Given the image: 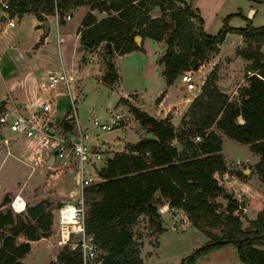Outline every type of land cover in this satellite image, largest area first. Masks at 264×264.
Here are the masks:
<instances>
[{
	"label": "trees",
	"instance_id": "16d2710c",
	"mask_svg": "<svg viewBox=\"0 0 264 264\" xmlns=\"http://www.w3.org/2000/svg\"><path fill=\"white\" fill-rule=\"evenodd\" d=\"M80 6L88 7L78 28L81 50L91 52L99 44L109 43L113 52L123 55L142 50L135 44V36L163 41L165 50L159 63L167 85L180 73L197 69L191 67L193 58L198 65L207 61V52H216L226 33L246 40L247 45L236 54L251 60L254 73L246 77L247 86L238 92V102L216 88L215 69L207 75L181 118L180 151L171 142L177 136L168 120L155 119L127 103L130 113L152 137L114 153L98 172L99 181L84 190V231L101 250V264H142L132 226L141 214L158 218L155 199L182 210L207 238L180 264H192L197 256L228 243L236 246L242 263L264 264V251L256 247L264 245V201L255 219L242 228L234 214L239 204L214 178L225 166L221 139L210 129L214 126L259 156L254 167L264 184V53L258 47L264 45V26H252L244 18V27L223 26L209 35L198 12L185 0H7L9 16L31 13L39 21L55 12L61 21L63 14ZM153 9L159 10V17H151ZM94 10L105 17L97 20L91 13ZM251 41L257 44L250 45ZM111 56V51L105 50L106 71L101 81L109 85L117 79ZM194 136L200 140L193 141ZM217 196L226 200L223 212L217 210ZM8 202L4 196L2 205ZM47 207L49 202L40 201L27 205L22 213L0 211V264H25L21 259L29 252L30 242L50 235L52 214ZM156 228L159 230L158 223ZM212 228H220V235L211 233ZM42 264H80V256L76 248L62 247L54 260Z\"/></svg>",
	"mask_w": 264,
	"mask_h": 264
},
{
	"label": "rangeland",
	"instance_id": "374dc122",
	"mask_svg": "<svg viewBox=\"0 0 264 264\" xmlns=\"http://www.w3.org/2000/svg\"><path fill=\"white\" fill-rule=\"evenodd\" d=\"M186 1L191 2V5L196 7L195 10L203 19V30L206 34L215 35L223 26L240 28L246 24L244 18L246 17L245 13L247 4L249 3L248 0ZM260 4H262L261 7H264V3ZM86 9L88 7L80 6L73 11H69L71 21L66 22L65 26H60V34L64 37V41L60 44V53L56 49L55 20L53 18L48 19V30L44 37V29L40 26V23H35L34 16L31 14H24L20 17L14 15L11 17L14 22V27L11 28L5 26V21L0 23V113L3 110L2 102L5 101V98H8L7 101L9 103H16L15 101L17 99H21L23 103L19 105L17 113L22 117L28 118L36 125H40L43 119H39L37 115L40 111L41 104L45 99L50 98V112L48 114L51 113V117L48 116V121L54 125L58 124L65 112L69 110L66 94L62 90L63 88H58V90L53 91L45 89L44 85L46 76L49 73L58 71L60 69V63H62L66 68V72L74 77V81L71 82V90H75L77 116L82 124L88 125V120L93 114L97 115L100 119L106 118V109L116 104L126 113L125 127L115 131H102L99 133L98 140H95V142L100 144L104 143L105 147H109V153L114 149L113 145L118 139L127 143H136L142 137L150 136L146 128L140 131L133 130L134 119L127 108L119 103L121 96L129 100L131 99L137 105H140L142 111L146 113L157 116L162 115L160 120L171 121V118L166 119V115H164V109L167 106L170 107L167 113H170L173 117L171 124L177 136L171 142L180 151L183 145L182 141L179 140L178 131L181 125L179 119L180 111L184 106L183 100L194 98L200 93V91L198 92L201 87L200 82L207 74L208 66L205 65L195 70L191 69L194 85L193 90L185 89L183 83L184 77L182 74H179L177 80L168 91H155L158 84L163 87V78L157 60L163 53L165 45L163 42L147 39L143 44L142 52L129 54L122 59H112L119 74L121 91H118L117 87L112 89L110 86L98 81L103 72L104 65L101 50L89 53L88 61L82 67L79 64L81 53H79V44L75 38V31L78 23L82 19L81 15ZM237 13L240 15H236ZM96 15L99 16V13H96ZM150 15L151 17H159L160 12L157 9H153ZM99 19H101V16ZM252 23L256 26L264 25V10L259 9ZM60 25L62 24L60 23ZM241 43V37L238 34L226 33L220 43V57L222 59L224 57H233L236 47L240 46ZM249 44L257 43L251 41ZM260 46L262 44L258 47ZM104 50H102L103 54H105ZM214 53L207 52V60ZM29 54L31 55L30 57ZM28 70H31L34 76L37 77L36 85L30 80L24 81L25 74ZM76 85L78 86V90L75 88ZM224 85H227V83ZM223 93H226L230 99L239 101L238 92L233 94L231 89H229ZM24 95L28 97L27 100L31 103L28 106L31 110L30 117L24 115ZM10 108L11 106L2 112L8 122L11 119ZM176 127L178 128L175 129ZM91 132V137L94 134H98L95 128ZM12 135L14 134L9 130L8 125H0V145L4 138L8 139ZM120 145V147H116L112 151V155L114 151L117 153L118 151L125 150L126 143L123 142ZM107 148L103 149L107 151ZM221 154L223 162L225 161L226 165L231 168H237L239 165L236 166L235 163L240 164L241 162L240 168L245 169L244 173L239 172L242 178L250 174L246 169H251L249 187L252 196L257 197L258 195L264 194V185L259 181L252 166L256 157L247 145L238 143L222 134ZM98 165L101 166L102 163H98ZM245 166H248V168H245ZM5 171L6 166L3 168V172ZM26 173L24 169V177ZM38 175L37 182L40 183V191L42 192L46 185H50L54 191L50 196H47L46 194L38 192L36 187L24 190V194L34 197L32 200L26 201V206L34 205L40 201L49 202L47 210L52 214V230L50 234L52 232L54 234L56 222L55 212L60 204L58 201L63 200L62 203L65 202L69 191L72 189L71 174L67 169H63L56 163V166L50 171L43 165V169ZM218 179L220 180L219 177ZM96 180L99 181V179ZM43 196H45L44 199L39 198ZM31 202H34V204H31ZM162 202H164V199H155L153 201L158 213L157 219H150L147 215L141 214L132 226L133 239L137 244L142 264H180L195 248L204 244L207 240L201 232L189 225V221L186 224L184 218L185 213L183 214L179 210L176 213L174 211H161L164 208ZM257 205L258 200L253 199L248 210L242 213L241 220L244 226H249V223L255 219L254 214ZM84 206L86 210V204ZM6 210L16 214L9 206L0 211L4 213ZM217 210L218 212H223L224 209L219 205ZM157 223L159 230L156 228ZM174 224L177 227H174ZM209 231L213 234L220 235V228H212ZM260 248L264 250V245ZM59 251L60 248L58 249L55 246L54 252H56V255ZM42 258L43 254L41 251L32 250L23 259V262L26 264H42L48 262L47 259ZM192 264L244 263L240 262L237 256L236 246L228 243L197 256Z\"/></svg>",
	"mask_w": 264,
	"mask_h": 264
},
{
	"label": "crops",
	"instance_id": "0c3cea01",
	"mask_svg": "<svg viewBox=\"0 0 264 264\" xmlns=\"http://www.w3.org/2000/svg\"><path fill=\"white\" fill-rule=\"evenodd\" d=\"M3 1H6V0H0V3L3 2ZM187 3L190 5V7L192 9H194V10L196 9V7H193L191 5V2H187ZM261 5L262 4L254 3L252 1H249V3L247 4V10H246V13H245V16H246L245 18L250 20L252 26L258 27L256 25H254L252 23V21L256 17L259 9L264 10V7H261ZM77 8H75V9H77ZM87 10L88 9H86L83 12V14L81 15L82 17H83L84 13ZM91 13L93 14V16L97 20H99L100 16H101V18L105 17V14L103 12H98V11L94 10ZM96 13H99V16L96 15ZM24 14H31V13H24ZM24 14H22V15H24ZM31 15H33V14H31ZM50 18H53L55 20V44H56V49H57L58 53H60V44L64 41V37L60 34L59 28H60V26H63V25L65 26L66 22L71 21V16H70V18L68 20H63L62 19L61 21H58V18H56L54 15L45 16V18H44L45 20L44 21H39V20H37L34 17L35 23H37V24L40 23V26L44 29L43 37L47 34L48 19H50ZM43 23L47 24V28L46 29H45V26L43 25ZM60 23L62 25H60ZM5 26L7 28L14 27V25L13 26H8L7 22H5ZM261 26H264V25H261ZM79 27H80V23H78V25L76 27V31H75V38L77 39L76 41H77L78 44H79V34H78V28ZM238 36H240V35H238ZM147 39H149V38H141L140 37L139 45H137L136 43L135 44L138 47H141L142 51H143V44H144V42ZM149 40H151V39H149ZM152 41H154V40H152ZM157 42H163V41H157ZM241 42H242L241 45L236 47L234 56L233 57H224V59H222L220 57V45H221L220 44L221 42H220L218 44V50L214 53V55L212 57H210V59L207 60L206 62H203L202 64L198 65L197 68L203 67L205 65L208 66L207 74L205 75V77L200 82L201 85H202L203 81L205 80L206 76L213 69H215L216 80H217L216 82H218L219 84H223V85L226 84V83H227V85H230V89H231V92L233 94H235L236 92H239L241 89H243V88H245L247 86L246 77L249 76L250 73H252V70L250 69L251 60L245 59V58H243V57H241V56L236 54V50L237 49L243 48V47H245L247 45V42H246V40L243 37H241ZM260 47H261L259 49L260 52L264 53V50H263L264 45H262ZM103 49H105L104 48V43H101V44L98 45V47L95 50L91 51V52H95L96 50H101L102 59H103V62H104L103 72H102V74H101V76H100L98 81L100 83L104 84V85L110 86L112 89L117 87V90L121 91L120 84H119V74L117 72L115 64L112 62V59L113 58L122 59V58H124V56H127L129 54H134V53H140L142 51L141 50H133V51L125 53L123 55H117L111 49L112 56L110 58V61H111L112 65L114 66V69L116 71L117 79H116V81L114 83L109 85V84H105V83H103L101 81V78H102L103 74L106 71V64H105V61H104V55L105 54H103V51H102ZM164 50H165V47L163 49V53H164ZM91 52L81 50L80 44H79V53H81V56L79 57V64H80L81 67L88 61V54L91 53ZM33 53H35V52H33ZM104 53H105V50H104ZM162 54H161V56H162ZM30 56L31 55L29 54V57ZM159 58L157 60V64L160 66V69H161L160 73H161V76H162V65L159 63ZM180 74H183V72L180 73ZM59 75H63L64 76V80H57L54 83L50 82V79H49L50 76L57 78ZM36 78L37 77L34 76L33 72L31 70H28L27 73L25 74L24 81L25 80L26 81L30 80L34 85H36V82H37ZM162 78H163V76H162ZM176 80H177V77L172 81L171 84L167 85L165 83L164 78H163V87H162V85L158 84V86H157L155 91H158V92H160V91H168L169 88L175 83ZM73 81H74V77L70 76L66 72L65 66L62 63H60V69L58 71L53 72V73H49L46 76L44 88L45 89H50V90H53V91L58 90V88H61V89L63 88L62 90L66 94L69 107H70V103L72 101H74L75 102V107L77 108L76 94L74 92L75 90L74 89H73L74 91L71 90V82H73ZM75 88L78 90V86L77 85H76ZM185 89H186V87H185ZM24 91H25V89H24ZM199 91H200V89L198 90V92ZM27 99H28V97L24 95V115L30 117L29 115L31 114V110H30V108L28 106L31 103ZM192 99H193V97L190 98V99H184L183 100L184 101V104H183L184 106H183L182 110L180 111L179 123H180V120H181L184 112L188 108V106H189V104H190ZM7 100H8V98H5V101L2 102L3 103L2 112L7 107L11 106L10 115H11V118H12L13 115L18 114L17 113L18 107H19V105H21L23 103V101L21 99H19V100L17 99L15 101L16 103H9ZM122 100H125L126 102H124ZM45 102L49 103V111L48 112H50V103H51L50 98L49 99H45L42 103H45ZM119 103L124 105L127 108L128 112H130V111H129L127 103L131 104L132 106L137 108L139 111H142V108H141L140 105H137L134 101H132L131 99L129 100V99L125 98L124 96H121L119 98ZM169 109H170V107H168V106L164 109V112H165L164 115L167 114V111ZM106 112H107L106 113V118H104V119H100L97 115L93 114L92 117L88 120V125L87 124H85V125L82 124L81 121L79 120L78 116H77L76 126L79 129H82V130L86 131V133H87V143L88 144L97 145V146H100L101 148H107V147H105L104 143L100 144V143L95 142V140H98L99 133L102 132V131H98L92 125L91 121L93 119H96L97 121H100V122H103V123H107V124H111L112 122H115L116 124H115L114 128L112 129L114 131L125 127L124 125H125V120H126V116H125L126 113L122 109L119 108L118 104H116L113 107H110L109 109H106ZM142 112H144V111H142ZM76 114H77V111H76ZM146 114H148L149 116H151V117H153L155 119H158V120L162 117V115L157 116V115H154V114H151V113H146ZM48 116L51 117V113L48 114ZM131 116L133 117L132 114H131ZM133 119H134L133 130L134 131H140V130L136 129L137 125H140V124L138 123V121L134 117H133ZM172 119H173V117L171 115V119L170 120L172 121ZM171 121H169L170 124H171ZM238 122L242 123V119L238 118ZM179 123H178V126H179ZM94 128L98 132V134H94L91 137V133H92L91 131ZM177 128L178 127H176L175 129H177ZM211 129L220 136V139H221V142H222V134L223 133L218 131L214 126ZM149 137H152L151 134H150ZM23 138H22V136L20 137V136L12 135V136L8 137V139L4 138L2 140L3 141L2 144L0 145V205H1L0 210L1 211L4 210L5 208H7V206H9V202L2 205L1 202H2V199L4 198V196H7L8 201H10L14 196H19L24 201L25 206H26V201H30L34 197H31L28 194L27 195L24 194V190H29L32 187H36L38 189V192H41L40 189H39L40 183L37 182L38 177H39L38 174L43 169V165L45 166V168H47L50 171L52 168H54V166H56V163H57V162L54 161L52 166H48L46 164V161H47V159H48V157L50 155V152H51V144L52 143H50V142H48L47 144L43 143V140L39 137V135H37L35 137H32V138H24V139ZM142 138H148V137H142ZM4 140H6V142H4ZM123 142L126 143V145L127 144H135V143H127L125 141H121L120 139H118V141L116 143H114V145H113L114 149H116L117 144H120V143H123ZM107 149L110 151L109 147ZM112 151H111V153H108L109 154L108 159L112 156ZM124 151H118V152H124ZM114 153H115V151H114ZM252 154L255 155V157H256L255 161L252 163L253 170L256 173V171L254 169V166L259 161V156L257 154H255V153H252ZM235 164H236V166L237 165H239V166L237 168H231L228 165H226V162L224 161L225 170L220 172V173H215L214 174V178L217 180V182L219 181L218 184L238 204H239L240 201H243V206L242 207L238 206V208L240 209V212H239V210L238 211L236 210L234 214L238 215L240 223H241V227L244 228L246 226L243 225L242 220H241L242 213L244 211H247L249 206H250V204H251V202L253 201V199H256V200H258V205H257V208H256V212L254 214V216L256 217L257 212L260 211L262 209V207H263L264 194L263 195H258L257 197H254V196H252L250 194V187H249L250 184L249 183H250L251 169L250 168L246 169L247 171L250 172V174L247 175L245 178H242V176H240L239 172L244 173L245 169H241L240 168L241 162H240V164L237 163V162ZM104 165L105 164H102L100 167L103 168ZM4 166H6V171L5 172H3ZM245 168H248V166H245ZM24 169H25V173L27 172L25 177H24ZM36 169H38V170H36ZM32 173H34V174H32ZM31 174H32V176H30ZM256 175H257V173H256ZM217 176L220 178V180L218 179ZM257 177H258V175H257ZM258 179H259V177H258ZM259 181H260V179H259ZM71 182H72V180H71ZM71 190H73V184H72V189ZM53 191L54 190H53V188L50 185H46L43 188V191L41 193L46 194L47 196H50L53 193ZM70 191H69V193H70ZM68 196H69V194H68ZM68 196L66 197L67 199H68ZM39 198L44 199L45 196L39 197ZM214 200H215V202L217 204L220 205V207H222V209L225 208L226 200L223 199L221 196H217ZM62 201H58V202L61 203ZM31 204H34V202H31ZM163 206L164 207L165 206L168 207L166 202L163 203ZM178 210L183 212L180 209L169 208V207H168L167 211H174L176 213V211H178ZM183 214H184V212H183ZM184 218H185L186 224H188L189 222H188V220L186 218V215L184 216ZM189 225L191 227H193L190 223H189ZM173 226L177 227L176 224H174ZM19 241H20V239H19ZM55 246H56V244H55V236H54V234L52 232L49 236H47L45 238H40L38 240L31 241L30 242V250H29V252L26 255H28L30 252H32V250H38V251H41L42 254H43V258L42 259H47L48 261L54 260L55 256H56V252L58 251L57 250L56 252H54ZM261 246H263V245L256 246V247L258 249H261L260 248ZM57 248L59 249V247H57ZM261 250H263V249H261ZM26 255L21 259L22 262H23V259L26 257Z\"/></svg>",
	"mask_w": 264,
	"mask_h": 264
},
{
	"label": "built area",
	"instance_id": "2783aa9c",
	"mask_svg": "<svg viewBox=\"0 0 264 264\" xmlns=\"http://www.w3.org/2000/svg\"><path fill=\"white\" fill-rule=\"evenodd\" d=\"M52 1L55 3V0ZM1 15H4L8 26L14 25L11 19L13 16H9L7 11L6 1L0 3ZM54 16L58 18L56 12ZM61 18L68 20L70 14L65 13ZM252 74L254 73L249 75ZM182 75L186 89L192 90L194 85L191 69L184 71ZM49 79L51 83H54L57 80H64V76L59 75L57 78L50 76ZM48 111L49 103H42L37 115L39 119H43L40 125L18 114L13 115L8 122L5 115L0 113V125H8L9 130L16 136L32 138L39 135L43 143H52L51 151H56L54 161L70 172L73 184V190L70 191L68 199L61 202L55 212V244L60 249L62 247L76 248L80 256V264H101V250L92 243L91 236L84 231V190L98 182L95 181L99 179L98 172L101 170L98 163L105 164L104 156H109L108 149L106 151L100 146L87 143L86 131L76 126L77 114L74 101L70 103L69 110L58 124L54 125L48 121ZM91 123L98 131H110L116 124L115 122L107 124L96 119H93ZM65 125L70 129H65ZM199 140V136L193 137V141L198 142ZM20 202L23 204L21 210L15 211V205L19 206ZM69 206L71 209L68 208ZM9 207L15 213H22L25 210V203L19 196H14L9 202Z\"/></svg>",
	"mask_w": 264,
	"mask_h": 264
},
{
	"label": "water",
	"instance_id": "95a60500",
	"mask_svg": "<svg viewBox=\"0 0 264 264\" xmlns=\"http://www.w3.org/2000/svg\"><path fill=\"white\" fill-rule=\"evenodd\" d=\"M5 21V17L4 15H1L0 16V22H4ZM43 25L45 26V29L47 28V24L46 23H43ZM134 42L139 45L140 43V37L139 36H135L134 37ZM104 48L106 50L107 53H109L111 51V45L109 43H104ZM198 66V62L193 58L191 60V67L192 68H195ZM215 86L216 88L221 91V92H224V91H227L230 89V85H222V84H219L218 82H215ZM166 119H170L171 118V114L170 113H167L166 116H165ZM138 130H141L142 129V126L141 125H137V128ZM117 147H120V144H117ZM56 154V151L53 150L50 152V155L46 161V164L48 166H52L53 163H54V155ZM108 157L105 155L104 156V160L107 161ZM157 196H160V193H157ZM243 206V201H240L239 202V207H242Z\"/></svg>",
	"mask_w": 264,
	"mask_h": 264
},
{
	"label": "bare ground",
	"instance_id": "6f19581e",
	"mask_svg": "<svg viewBox=\"0 0 264 264\" xmlns=\"http://www.w3.org/2000/svg\"><path fill=\"white\" fill-rule=\"evenodd\" d=\"M22 205H23V204H22L21 202H20L19 206H16V205H15V207H16V210H15V211H20L21 208H22ZM20 206H21V207H20ZM17 208H18L19 210H18ZM68 208L71 209L70 206H69ZM167 209H168V207L165 206L161 211H167Z\"/></svg>",
	"mask_w": 264,
	"mask_h": 264
}]
</instances>
